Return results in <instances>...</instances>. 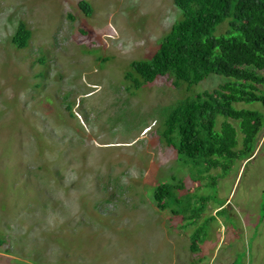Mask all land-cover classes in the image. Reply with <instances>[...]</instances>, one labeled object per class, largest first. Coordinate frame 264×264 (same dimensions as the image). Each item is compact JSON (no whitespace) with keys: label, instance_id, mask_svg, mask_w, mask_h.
Instances as JSON below:
<instances>
[{"label":"rangeland","instance_id":"rangeland-1","mask_svg":"<svg viewBox=\"0 0 264 264\" xmlns=\"http://www.w3.org/2000/svg\"><path fill=\"white\" fill-rule=\"evenodd\" d=\"M80 1L0 0V264H264V129L225 172L190 169L161 136L164 109L228 78L188 89L161 76L131 93L130 63L158 49L181 11L85 0L88 15ZM20 22L25 48L12 42Z\"/></svg>","mask_w":264,"mask_h":264},{"label":"trees","instance_id":"trees-1","mask_svg":"<svg viewBox=\"0 0 264 264\" xmlns=\"http://www.w3.org/2000/svg\"><path fill=\"white\" fill-rule=\"evenodd\" d=\"M173 1L181 11L179 18L149 58L130 63L125 73L129 82L126 88L135 93L144 84L170 76L175 86L185 83L189 89L212 73L226 76L228 79L217 88L167 106L161 129L163 140L175 148L183 164L190 163V169L193 165L225 172L234 161L253 156L264 129V112L235 106L242 102L264 106V93L259 88L264 85V0ZM79 5L91 14L88 1ZM226 20V29L221 30L226 33L216 35L217 27ZM31 35L27 25L20 22L12 42L25 48ZM68 107L71 110L70 104ZM218 116L223 119L220 128ZM168 184L161 183L154 192L161 209L169 207L172 188ZM3 243L0 237V245ZM191 249L199 250L197 239Z\"/></svg>","mask_w":264,"mask_h":264}]
</instances>
